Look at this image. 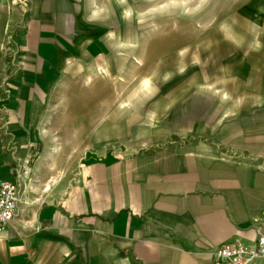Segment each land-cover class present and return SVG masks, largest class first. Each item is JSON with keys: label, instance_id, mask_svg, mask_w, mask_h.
<instances>
[{"label": "crops", "instance_id": "1", "mask_svg": "<svg viewBox=\"0 0 264 264\" xmlns=\"http://www.w3.org/2000/svg\"><path fill=\"white\" fill-rule=\"evenodd\" d=\"M89 8L90 0H18L0 13V44L9 28L0 181L20 182L26 202L0 232V264H209L213 248L235 237L249 244L253 219L264 218V34L244 36L260 51L236 53L226 74L200 69L184 120H169L180 104L169 100L137 127L133 111L117 142L75 152L50 128V94L72 63L113 73L108 32ZM123 104L106 121L123 118Z\"/></svg>", "mask_w": 264, "mask_h": 264}, {"label": "rangeland", "instance_id": "2", "mask_svg": "<svg viewBox=\"0 0 264 264\" xmlns=\"http://www.w3.org/2000/svg\"><path fill=\"white\" fill-rule=\"evenodd\" d=\"M17 1L0 0L1 15L11 13ZM88 14L108 32L114 67L113 73L98 76L96 70L90 74L83 70L86 65L72 63L51 91L50 128L75 152L101 138L117 142L123 134L117 125L121 123L127 135L133 111L137 127L147 121L154 105L169 100L180 101L169 120H184L191 110L188 101L197 100L200 69L226 74L231 57L259 46L245 45L244 36L264 34V0H90ZM8 29H2L1 55ZM120 55L129 59L116 67ZM122 103L123 118L106 121ZM165 118L160 116L163 122Z\"/></svg>", "mask_w": 264, "mask_h": 264}, {"label": "built area", "instance_id": "3", "mask_svg": "<svg viewBox=\"0 0 264 264\" xmlns=\"http://www.w3.org/2000/svg\"><path fill=\"white\" fill-rule=\"evenodd\" d=\"M26 205L20 182L0 181V232ZM254 237L249 244L235 237L211 250L209 264H264V218L253 219Z\"/></svg>", "mask_w": 264, "mask_h": 264}]
</instances>
